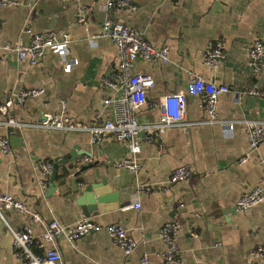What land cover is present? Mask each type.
I'll return each mask as SVG.
<instances>
[{
	"label": "crops",
	"instance_id": "1",
	"mask_svg": "<svg viewBox=\"0 0 264 264\" xmlns=\"http://www.w3.org/2000/svg\"><path fill=\"white\" fill-rule=\"evenodd\" d=\"M15 1L23 4L0 8V43L28 44V28L66 31L72 38V63L68 67L58 55L48 53L31 67L13 54L0 53L4 57L0 105L20 89L45 90L43 97L9 108L8 116L22 127L5 125L8 116L0 113V139L9 138L12 147L10 155L0 149V194L21 200L42 219L35 223L29 215L6 213V222L16 230L31 226L38 237L51 220L73 225L87 217L76 205L71 180L81 185L106 179L111 194L118 196L119 207L114 209V203H108L111 210L90 218L103 226L121 224L138 242L137 249L127 257L105 232L74 242L61 237L56 245L63 264H144L145 256L147 264H165L159 234L171 221L181 225L183 264H264V258L255 254L264 245V202L245 213L237 210L244 193L255 187L264 189V144L250 149L246 125L247 121L264 123V70L254 77L249 58L253 43L264 42V0H128L126 7L121 0ZM81 8L87 9L84 23L78 21ZM107 19L140 30L157 48H170L167 64L142 59L135 63V73L152 75L156 83L147 94L149 107L140 111L143 123L155 121L151 110L160 99L185 91L195 75L230 89L218 102L219 123L205 124L208 116L201 98L187 96L188 126L170 128L153 139L144 133L137 156L112 135L94 145L90 131L40 127L50 114L88 129L112 119L111 107L104 105L108 93L103 79L116 68L118 52L110 39L94 38L102 33ZM218 44L226 53L224 62L219 67L206 65V52ZM252 89L259 94H245ZM223 123L233 125L232 138H225ZM75 148L79 149L77 161L61 165L72 159ZM85 159L91 162L87 164ZM128 159L140 164L138 172L117 165ZM47 163L59 164V187L49 197V181L43 190L41 169ZM185 165L193 170V177L174 183L173 172ZM62 181L66 183L60 185ZM141 187V208L122 211ZM35 247L34 252L41 254ZM0 264H25L15 257L12 234L1 218Z\"/></svg>",
	"mask_w": 264,
	"mask_h": 264
},
{
	"label": "built area",
	"instance_id": "2",
	"mask_svg": "<svg viewBox=\"0 0 264 264\" xmlns=\"http://www.w3.org/2000/svg\"><path fill=\"white\" fill-rule=\"evenodd\" d=\"M123 6H129L128 0H121ZM23 3L15 0H0V8L20 6ZM109 12L112 6L108 7ZM87 9L79 10L78 21L84 23ZM2 23L0 21V33ZM29 38L26 45L20 43L5 42L0 43V53L3 55L13 54L20 63H27L29 66H37L48 53L59 56L62 63L70 67V44L71 35L66 31L61 32H36L31 28L25 30ZM108 38L116 46L118 52V64L116 68L103 79V89L108 96L104 100L105 107H111L113 117L105 121L102 125L92 129L85 128L79 124L71 123L70 119L57 116L46 115L40 124L43 129H57L63 131L86 130L91 132V142L94 145L103 142L107 135H112L117 142L125 145L132 156H137L142 151V135L148 133L151 138L162 135L166 130L174 127L187 125L186 106L187 96L201 98L202 108L208 116L205 124L219 123L218 102L221 96L230 93V89L225 85H217L195 75L185 91H178L173 94L163 96L156 109H152L155 121L143 123L140 118V111L148 105V91L155 88V79L152 75L135 73V63L142 59L147 63L167 64L170 61V48L165 46L157 48L153 46L144 34L135 28L128 27L124 23L107 19L103 25L100 35L94 37ZM226 53L223 45L218 44L216 48L208 50L204 57V62L208 66L219 67L225 60ZM250 67L254 77H260L264 70V42L257 40L249 51ZM4 57L0 56V63ZM45 94L43 88L20 89L10 94L5 102L0 105V113L8 116L9 108L12 105H24L30 99L41 98ZM247 95L257 96L256 89L245 92ZM114 96V97H113ZM10 127H22L15 119L8 116L4 122ZM248 143L252 151L264 144V123L260 121H247ZM223 133L225 138L233 137V125L223 123ZM0 149L4 155H10L12 147L9 138L0 139ZM245 158L242 162H245ZM85 163H90L91 159H85ZM119 167L130 170L134 173L140 170V164L133 159L124 160L117 164ZM264 173V157L261 159ZM44 176L43 190L48 186L49 178L53 171V165L47 163L41 166ZM193 170L185 165L173 172L172 181L174 183L187 181L193 177ZM141 187L134 193L128 205L122 211L141 208ZM264 202V189L255 187L244 193L237 204V210L241 213ZM6 213L29 215L36 223H42L41 217L32 213L27 204L10 195L0 194V218L5 221L7 228L12 234L15 248V257L25 264H63L60 251L56 242L58 238H64L69 242H74L79 237H84L93 233L105 232L113 238L115 244L128 257L137 249L138 242L130 235L129 231L121 224L103 226L96 223L91 218H85L73 225H63L57 220H51L44 225V233L39 237L34 233L31 226L22 230L12 228L5 220ZM180 223L178 221L167 222L163 225L159 239L165 251L162 255L165 264H183L180 259L179 233ZM47 245H50L47 247ZM36 246V247H35ZM42 250L41 254L34 252ZM255 254L264 258V245L255 250ZM142 263H148V257L142 259Z\"/></svg>",
	"mask_w": 264,
	"mask_h": 264
},
{
	"label": "water",
	"instance_id": "3",
	"mask_svg": "<svg viewBox=\"0 0 264 264\" xmlns=\"http://www.w3.org/2000/svg\"><path fill=\"white\" fill-rule=\"evenodd\" d=\"M78 151L79 149L75 148V150L72 152V159L60 164L72 165L75 161H77ZM58 168L59 164L53 167V171L49 179V190L46 194V197H49L51 194H53L59 187V185L56 183ZM98 179H100V176ZM65 183L66 181H62L60 185H64ZM71 186L72 193L77 195L76 205L81 209L82 215L87 218L96 217L100 213H105L111 210L112 207L106 206L108 203H114V209L119 207L117 205L118 196H116V193H114V195L111 194L113 191L106 179L101 180L100 183H84L81 185H78L74 180H71Z\"/></svg>",
	"mask_w": 264,
	"mask_h": 264
}]
</instances>
